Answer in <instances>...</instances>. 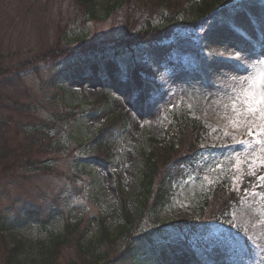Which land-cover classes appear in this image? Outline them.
I'll return each mask as SVG.
<instances>
[{"label": "rangeland", "instance_id": "obj_1", "mask_svg": "<svg viewBox=\"0 0 264 264\" xmlns=\"http://www.w3.org/2000/svg\"><path fill=\"white\" fill-rule=\"evenodd\" d=\"M99 1L105 6L109 0ZM173 2L179 4L184 0ZM230 6L212 16L204 29L178 41L172 64L162 65L157 71L161 73L153 76L161 87L146 94L143 79L131 57H118L111 52L97 57L83 56L88 59L87 63H74L76 58L63 62L71 53L87 52L96 47L94 43L97 48L98 45L108 48L104 41L110 39L117 40L118 44L135 42L136 38H129L123 30L145 28L144 20L149 15L145 8L134 12L128 19L122 20L123 14L95 19L87 14L83 18L75 8L71 9L68 0H0L1 51L15 55L17 62L25 57L35 58L32 56L35 53L42 54L40 60L43 63L38 64V72L28 71L24 75L23 82L34 93L33 97L42 102L45 95L52 96L46 86L52 76H58L61 84L69 90L58 99L61 106L55 103L52 108L38 111L39 116H47L45 112L49 110L77 112L74 120L61 121L54 126L53 139L58 136L62 146L54 150L56 158L46 163L55 172L30 173L20 183L9 172L0 170V213L9 214L12 209L33 205L59 204L64 209L61 221L70 219L88 223L99 215L109 226H116L120 222L115 213L119 206L114 203L119 201L117 189H125L127 193L133 191L137 166L142 162L141 141L148 137L146 135H153L162 145L160 155L165 154L162 148L171 150L170 146L175 145L173 152L183 156L191 139L184 138L185 134L179 130L175 135L177 126L174 121L179 115L189 113L209 130L203 141L200 140L207 158L194 167L185 165L181 174H177L170 204L157 214L147 215L138 221L136 231L141 233L139 231L144 229L142 233H152L149 237L156 244L154 248L149 245L148 237L143 240L136 253L142 258L139 264H159L156 258L160 264H264V191L253 190L240 201H235L230 191L239 192L240 180L248 178L255 179L254 188L262 186L264 190V181L259 179L264 176V166L259 163L264 160V149L255 143L251 147L238 143L239 140L252 139L248 135L249 127L255 130L264 124L259 116L249 117L244 107L245 100L264 94V53L258 54L244 42H235V39L239 41L238 34L224 38L222 33L226 31L229 20L234 19L231 27L229 25L232 29L236 21L239 23L245 19L242 15L234 16L236 12L254 7L262 13L264 5L260 0H249ZM97 10L100 13L99 7ZM159 11L156 9L149 20L161 22ZM259 15L257 20H264ZM220 24L226 27L219 29L217 25ZM246 26L245 33L248 31L256 37L258 26L250 29ZM61 28L74 38H86L94 43L78 49H58L55 61L48 62L45 54L54 51L55 44L61 41ZM212 30L215 36L205 42L203 38L206 36L207 39ZM142 53L143 50H138L134 55L139 60ZM234 55L242 59H226ZM142 67L148 69L146 63ZM104 90L110 101L101 107L100 97ZM119 115L127 118L128 125L125 138L120 142L119 157L116 154L109 166L104 164L107 162L95 164L92 170L100 181L97 183L101 187L100 200L97 195L90 194L91 172L78 170L75 163L76 159L88 156V150L83 153L85 142L82 140L90 139L98 129ZM17 135V131L12 130L7 136V146L13 153L20 145L21 138L18 140ZM91 155L101 154L95 150ZM170 167L173 168V164ZM172 172L165 171L166 174ZM216 184H221V188L216 187V191L211 192ZM224 201L229 208L233 206V210L229 213L230 219L218 226L215 218L225 210L221 208ZM131 210L135 211L134 208ZM61 221H58L56 230L67 222ZM176 225L195 228L189 232L190 239H182ZM14 236L37 241L45 234L29 228L14 233ZM6 238L9 240L11 236L7 234ZM10 243L11 247L0 241V264L33 263L26 251L18 260L11 259L14 243ZM114 248L112 259L118 255L121 246L116 242ZM231 248L243 249L242 254L238 258L229 257L227 252ZM73 249L62 252L58 256V264H69L77 258L82 260V254ZM132 257L129 255L128 259Z\"/></svg>", "mask_w": 264, "mask_h": 264}, {"label": "trees", "instance_id": "obj_2", "mask_svg": "<svg viewBox=\"0 0 264 264\" xmlns=\"http://www.w3.org/2000/svg\"><path fill=\"white\" fill-rule=\"evenodd\" d=\"M173 1L109 0L103 6V3L99 0H68L71 9L75 8L83 18L86 14L95 19L98 17L107 19L114 14H123V20L128 19V17L132 18L134 12L142 11L141 9L145 8L149 13L147 21L144 20L145 28L137 31L135 29L131 30L130 27L129 29L122 28L124 32H127L129 38H136L135 42L118 44L115 42L117 40L110 39L104 41V43L108 45L107 50L113 48V50L119 52L131 51L132 54L137 53L138 50H143L141 56L147 57L141 58V60L144 59L146 62L151 61L153 59L151 57H155L157 53L160 54L161 47L158 43L164 37L170 36L172 31L180 27H197L200 22L216 11V9L228 5L234 0H184L183 3L179 4ZM98 7L100 13L97 10ZM156 9L161 10L159 11L161 22L157 19L159 23L149 20V16L155 14ZM59 36L61 41L55 44L54 51L51 50L45 54V56L48 55V62L55 61L58 49L65 48L64 51L68 50V47L78 49V47L85 44L94 43L86 38H74L70 34H66L63 28H61ZM93 46L96 47L90 46L92 48L87 52L67 55L63 62L69 61L78 55L82 56V54L102 49L100 45L97 48L96 43ZM148 55L152 56L148 57ZM32 56L35 58L25 57L17 62L15 61V55L10 56L0 49V170L4 173L9 172L12 178L20 183L30 173L55 172V170H52L51 165L46 163L56 158L53 152L62 146L58 136L53 139L54 126L61 121L69 122L77 117V112L68 109L69 112L66 109H61L57 113L49 110L45 112L47 116L43 118L39 116L38 111L52 108L55 103L61 106V101L59 100L64 94L68 93L58 76H52L49 82L46 83L52 96L45 95L42 102L33 97L34 93L29 91V88L23 82L24 75L28 71L38 72L37 66L43 61L40 60L41 53H35ZM31 98L33 101H31ZM38 103L39 105H36ZM103 103H109L107 97L102 98L101 104ZM36 106H42L43 108H36ZM90 110H93V108L91 107ZM174 124L177 126L175 135L178 134L179 130L182 135L185 134L184 138L188 137V139H191L189 146L186 147L184 154H182L183 156L176 154V151L173 152L175 145L170 146L171 150L162 148L161 151H165L162 156L159 154V148L162 145H159L158 139L153 135H146L148 137L141 141L143 143L142 162L137 166L136 185L132 192L129 191L126 194L127 201L132 205L129 206L130 209L127 212L124 210L122 212V209L115 212L120 217V222L116 226L111 227L107 221L102 219L99 227L93 230V222L87 223L82 220L72 222L69 219L61 221L60 219L64 218L62 216L64 215L63 210L55 204L50 206L33 205L22 209H12L9 214L2 212L0 213V241L9 247H11L9 240L14 243L10 258L18 260L17 255L21 251H26L27 255L30 254V259L32 258V264H58V256L73 247L74 249H79L78 253H81L83 257L82 260L79 258L73 259L69 264H128L126 261L129 255L133 256L134 260L140 247L139 245L148 234L142 233L144 229L139 231L141 233L136 231L138 221L147 215L157 213L166 206L168 202L167 189L179 172L180 161H193L197 155H200L199 147L192 140L193 137L198 139L201 132L204 131L200 121L184 115L181 118L177 117ZM125 127L124 116H117L112 118L108 125L101 128L90 140H82L85 142L84 151L88 150L87 155L89 158L87 156H85L86 158H78L76 159V164L92 174L94 163L90 162L92 160L90 157L95 155L91 154H94L96 150L98 154L110 155L113 140L115 139L114 143H116L122 129ZM12 130L17 131L18 140L21 138L19 141L20 145L17 148L18 151L14 153L7 146V136ZM55 142H58V144L55 145ZM173 161L177 164L171 168ZM167 170H173V172L166 174L165 171ZM175 173L176 176L174 178ZM91 189V194L93 196L97 195L101 200V187L97 185L95 177L92 178ZM115 203L119 205L117 201ZM102 206L105 205L102 204ZM227 206L224 201L221 208L226 209ZM132 208H134L135 213L131 210ZM58 221L67 222H65L64 227L56 230ZM29 228H36L42 231L46 238L42 237L35 241V239H24L14 236V233ZM6 233H10L11 238L9 240L4 235ZM116 242L120 244L121 248L118 255L112 259L111 256L116 251L114 248Z\"/></svg>", "mask_w": 264, "mask_h": 264}, {"label": "snow or ice", "instance_id": "obj_3", "mask_svg": "<svg viewBox=\"0 0 264 264\" xmlns=\"http://www.w3.org/2000/svg\"><path fill=\"white\" fill-rule=\"evenodd\" d=\"M226 59H231L233 61L241 60L242 58L239 55H234ZM245 110L247 111L249 117L259 116L261 120H264V94L259 96H253L251 100H245L244 102ZM248 123H252L251 120ZM248 135L252 137L251 140H239L238 143L242 145H247L251 147L253 143L260 146L261 149H264V124L259 125L254 130L253 127L248 128ZM259 163L264 166V160H260ZM261 181H264V176L259 177Z\"/></svg>", "mask_w": 264, "mask_h": 264}, {"label": "bare ground", "instance_id": "obj_4", "mask_svg": "<svg viewBox=\"0 0 264 264\" xmlns=\"http://www.w3.org/2000/svg\"><path fill=\"white\" fill-rule=\"evenodd\" d=\"M264 17V14H263ZM264 19V18H263ZM259 29L264 32V20L260 23ZM264 40V39H263Z\"/></svg>", "mask_w": 264, "mask_h": 264}]
</instances>
